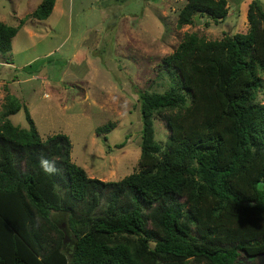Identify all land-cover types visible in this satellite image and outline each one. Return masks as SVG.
Masks as SVG:
<instances>
[{
	"label": "trees",
	"instance_id": "16d2710c",
	"mask_svg": "<svg viewBox=\"0 0 264 264\" xmlns=\"http://www.w3.org/2000/svg\"><path fill=\"white\" fill-rule=\"evenodd\" d=\"M55 4L42 0L18 26L0 21V53L12 51L27 19H48ZM228 13L227 0H187L178 26L194 24L197 14L219 22ZM248 21L246 33L221 39L190 33L163 59L170 86L140 92L139 169L118 181L90 177L72 161L67 134L42 143L28 107L5 86L0 264H257L264 252L261 0H251ZM22 108L28 129L10 118ZM157 117L170 132L164 145ZM115 127L109 121L97 133ZM41 156L60 172L43 173Z\"/></svg>",
	"mask_w": 264,
	"mask_h": 264
},
{
	"label": "rangeland",
	"instance_id": "374dc122",
	"mask_svg": "<svg viewBox=\"0 0 264 264\" xmlns=\"http://www.w3.org/2000/svg\"><path fill=\"white\" fill-rule=\"evenodd\" d=\"M41 1L0 0V21L18 26ZM186 1L56 0L48 19H27L12 51L0 53V112L8 86L28 107L42 138L56 133L70 137L72 161L90 177L118 181L138 171L143 130L139 94L169 88L159 66L163 59L190 33L221 39L249 29L251 0H227L223 21L197 14L194 24L180 28L178 14ZM259 99L264 101V88ZM10 118L21 128L30 127L24 108ZM109 121L116 127L98 134L97 128ZM154 128L156 140L166 144V122L157 117Z\"/></svg>",
	"mask_w": 264,
	"mask_h": 264
},
{
	"label": "clouds",
	"instance_id": "9594fccd",
	"mask_svg": "<svg viewBox=\"0 0 264 264\" xmlns=\"http://www.w3.org/2000/svg\"><path fill=\"white\" fill-rule=\"evenodd\" d=\"M42 143L46 142L42 138ZM39 165L43 173L47 175H55L60 172V169L56 166V162L54 160H50L45 156H41L39 159ZM258 187H264V182H261V184Z\"/></svg>",
	"mask_w": 264,
	"mask_h": 264
},
{
	"label": "water",
	"instance_id": "95a60500",
	"mask_svg": "<svg viewBox=\"0 0 264 264\" xmlns=\"http://www.w3.org/2000/svg\"><path fill=\"white\" fill-rule=\"evenodd\" d=\"M254 260L257 264H264V252L259 253Z\"/></svg>",
	"mask_w": 264,
	"mask_h": 264
}]
</instances>
